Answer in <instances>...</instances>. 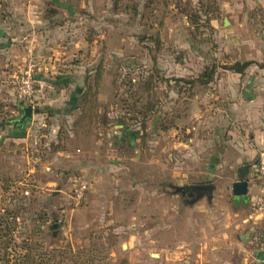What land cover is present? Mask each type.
<instances>
[{
    "label": "rangeland",
    "instance_id": "374dc122",
    "mask_svg": "<svg viewBox=\"0 0 264 264\" xmlns=\"http://www.w3.org/2000/svg\"><path fill=\"white\" fill-rule=\"evenodd\" d=\"M0 28V264H237L215 173L261 147L264 0H0Z\"/></svg>",
    "mask_w": 264,
    "mask_h": 264
},
{
    "label": "crops",
    "instance_id": "0c3cea01",
    "mask_svg": "<svg viewBox=\"0 0 264 264\" xmlns=\"http://www.w3.org/2000/svg\"><path fill=\"white\" fill-rule=\"evenodd\" d=\"M6 31L0 28V40H4ZM256 141L260 149L264 148V135L263 137H256ZM242 144L241 142H239ZM244 145V144H242ZM238 148V146H237ZM239 149V148H238ZM236 154L229 157L225 156L224 160L218 165L216 177H219V171L227 168L228 166L236 169L237 180L233 183H247V194L252 198L258 193V182L254 178L253 164L257 157V150L253 148L239 149ZM237 160V162H236ZM232 170V169H231ZM234 180V179H233ZM234 191V190H233ZM228 192V191H227ZM234 225L224 231H220L221 236H226L231 232L237 235V264H264V213H257L252 208V200L249 201V206L244 204L234 205L233 199L237 198L235 193H231ZM240 193V197H241ZM261 215V216H259ZM214 239V237H212ZM222 240V239H221ZM224 241V240H223ZM202 249L206 247V240L203 242ZM236 248V247H234ZM188 251V250H187ZM188 253H191L190 251ZM219 264H225L226 259H222Z\"/></svg>",
    "mask_w": 264,
    "mask_h": 264
},
{
    "label": "built area",
    "instance_id": "2783aa9c",
    "mask_svg": "<svg viewBox=\"0 0 264 264\" xmlns=\"http://www.w3.org/2000/svg\"><path fill=\"white\" fill-rule=\"evenodd\" d=\"M33 73L34 65H31L30 69L16 80V85L23 98H31L35 93V87L38 81L35 79ZM252 169L259 188L258 193L251 198L252 206L257 213H264V148L258 151ZM87 189L88 185L85 181L81 180L77 183V188L75 189V198L77 201L84 199Z\"/></svg>",
    "mask_w": 264,
    "mask_h": 264
},
{
    "label": "water",
    "instance_id": "95a60500",
    "mask_svg": "<svg viewBox=\"0 0 264 264\" xmlns=\"http://www.w3.org/2000/svg\"><path fill=\"white\" fill-rule=\"evenodd\" d=\"M23 111H24L23 116L19 120L20 124H23L28 119H31L34 114L33 106L25 107ZM202 189L204 191H208V190H211V186L206 185V186H203ZM234 193L236 194V196L238 195L237 198L233 199L234 205L244 204L246 206H249V201L251 200V197L247 194V183H243V182L237 183L234 187ZM240 193L242 194L241 197H240Z\"/></svg>",
    "mask_w": 264,
    "mask_h": 264
},
{
    "label": "flooded vegetation",
    "instance_id": "af4514ba",
    "mask_svg": "<svg viewBox=\"0 0 264 264\" xmlns=\"http://www.w3.org/2000/svg\"><path fill=\"white\" fill-rule=\"evenodd\" d=\"M205 186L208 184H204ZM203 185V186H204ZM203 186H199V187H192V188H187L183 195H188L190 199H195L196 197L200 196L201 194L204 195L207 191H204L202 189ZM209 192V191H208ZM207 195V194H206Z\"/></svg>",
    "mask_w": 264,
    "mask_h": 264
},
{
    "label": "trees",
    "instance_id": "16d2710c",
    "mask_svg": "<svg viewBox=\"0 0 264 264\" xmlns=\"http://www.w3.org/2000/svg\"><path fill=\"white\" fill-rule=\"evenodd\" d=\"M250 66V63H245V64H236L234 67V70L237 73H244V71Z\"/></svg>",
    "mask_w": 264,
    "mask_h": 264
}]
</instances>
